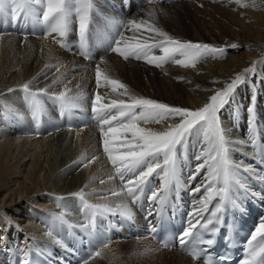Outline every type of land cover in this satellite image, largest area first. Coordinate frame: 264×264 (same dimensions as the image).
I'll return each instance as SVG.
<instances>
[{"label": "bare ground", "instance_id": "bare-ground-1", "mask_svg": "<svg viewBox=\"0 0 264 264\" xmlns=\"http://www.w3.org/2000/svg\"><path fill=\"white\" fill-rule=\"evenodd\" d=\"M96 2L99 5L101 0ZM132 20L143 23L139 29L128 27L122 35L121 47L154 36L155 33L148 28L152 25L182 42L209 44L223 51L201 58L195 66L169 61L159 67L146 60H125L115 53L100 64H88L45 38L34 37L30 24L25 26L20 22L26 36L18 29L0 35V107L5 104L8 110H15L17 119L27 126L24 121L27 117L20 103L32 98L30 93H37L40 110L33 109L35 127L40 119H44L45 129L37 132L51 133L40 138L13 136L7 133L0 108V259H5L11 249L25 257L30 247L39 246V253L54 254L57 227L76 229L86 240L81 248L90 250L92 238L88 219L100 213L93 214L88 205H107L113 209L109 212L111 214L121 212V206L126 205L131 215L134 214L124 183L118 180L120 175L116 177L115 166L104 151L100 126L74 132L59 130L52 107L45 109L43 106L45 102L54 103L55 95H67L73 98L72 101L87 100L82 104L72 102L75 108L91 105L99 92L103 104H110L114 99L130 102L132 97H142L170 107L196 111L210 102L216 91L223 90L243 74V82L238 84L229 103L218 115L228 139L233 176L247 184L248 176L262 178L256 162H261L264 151L259 153V146L250 147L247 136L258 127L264 137V0H182L152 4L128 16L127 22ZM153 54L163 55L159 49ZM97 67L102 74L99 87L96 83ZM249 69L254 71L248 72ZM258 74L262 80L256 76ZM105 77L124 84L127 93L122 88L113 91ZM254 82H257V95L252 87L249 88ZM25 84L29 85L27 91ZM6 114L9 115L7 110ZM181 122L180 117H174L163 123H141L140 127L161 132ZM244 127L248 128L247 131ZM128 138H131L130 134ZM205 146L202 135H192L186 144L178 145L176 172L184 173L182 165L188 162L195 171L203 163L196 157ZM207 174V167L198 174L195 172L199 186L204 190L209 184L205 179ZM197 186H194L193 194H196ZM80 192L83 199L76 195ZM34 210L43 218L46 230L41 222L29 217ZM135 240L114 241L99 248L96 250L99 255H91L87 264H116L122 252L134 244L139 248L135 252L137 258L144 259L143 248L152 249V244L150 240ZM153 251L147 255L152 264H201L179 251L156 248ZM52 261L55 264L56 260ZM84 262L72 259L69 264Z\"/></svg>", "mask_w": 264, "mask_h": 264}, {"label": "snow or ice", "instance_id": "snow-or-ice-1", "mask_svg": "<svg viewBox=\"0 0 264 264\" xmlns=\"http://www.w3.org/2000/svg\"><path fill=\"white\" fill-rule=\"evenodd\" d=\"M36 6H39V9ZM91 10V0H0V17L9 18L13 24L22 22L25 26L29 21L33 25L39 23L47 34L57 33L60 37L67 36L75 17L76 22H78L82 46L86 44ZM142 23L132 20L123 27L139 29ZM148 28L149 31L155 33L154 36L143 41L137 39L135 43L121 47V40L124 39L121 35L120 40L114 41L116 46L111 47L110 50L119 53L125 60L134 57L159 67L169 61L184 66H195L201 58L215 56L216 53L223 51L209 44L182 42L152 25H149ZM156 49H159L163 55H154L153 52ZM178 57H182V59ZM252 71L254 69L248 70V72ZM101 75L100 68L97 67L96 83L98 87L101 85ZM105 81L111 85L113 91L118 88L124 89L125 93L128 91L126 86L117 80H107L105 77ZM241 82H243V74L237 76L223 90L216 91L210 97V102L196 111L170 107L168 104L142 97H132L130 102L114 99L110 104H103L99 92L95 94L92 101V118L100 126L103 133L104 151L108 154L121 180L124 181L125 177H128L124 185L126 195L139 202L149 184V178L153 174L161 177L163 195H158L154 190L149 198L150 202L159 205L157 215L161 218L169 188L176 178L177 146L186 144L192 135L203 136L206 146L196 157L198 161L203 160V163L197 166L195 172L198 174L207 167L208 174L205 177L209 181L206 186L207 195L203 199L195 201V205L198 207H194L193 213L189 214L186 227L177 237L182 247L189 240L193 241L194 244L206 243L209 246L214 243L213 239L207 241L200 239L201 232L197 230V225L200 226V229L214 231L208 229V225L213 223L211 218L203 224L200 221L204 218V213L208 211V205L215 196H226L229 184L233 179L228 139L225 135V129L221 127L218 114L229 103L232 94ZM24 89L27 91L29 85L25 84ZM30 95L35 110L39 111V101L36 99L38 94L30 93ZM72 99L67 95L58 97L62 108L73 106ZM174 117H180L182 122L169 126L165 131L156 132L149 128L140 127L141 123H163ZM129 134L130 139L128 138ZM190 179L194 180L195 176L190 177ZM217 184H221V186L216 187ZM200 191V186L194 190L195 193ZM76 195L83 199L82 192ZM260 198L264 199V195ZM88 207L93 210V214L96 212L100 214L113 212V209L107 205H88ZM219 211L220 209H217L211 213V216L216 217L217 221ZM121 214L128 219L132 218L126 205L121 206ZM148 214L152 215V210H149ZM151 230L156 232V226H152ZM253 242L257 243L254 245ZM190 254L198 259L201 253L200 250L193 247ZM95 255H99V253L97 252ZM247 255L249 258L244 260L243 264H264V219L260 220L259 225L251 234L247 244ZM20 264H30L27 255ZM84 264H87V260Z\"/></svg>", "mask_w": 264, "mask_h": 264}, {"label": "rangeland", "instance_id": "rangeland-1", "mask_svg": "<svg viewBox=\"0 0 264 264\" xmlns=\"http://www.w3.org/2000/svg\"><path fill=\"white\" fill-rule=\"evenodd\" d=\"M187 31V30H186ZM115 53V54H114ZM113 54L114 55H116V56H119V53H117V52H114ZM118 54V55H117ZM224 59H226V57L224 58ZM256 74V73H255ZM257 77H260V80H262V77H261V75L260 74H258V75H256ZM257 82H254V83H252L250 86H249V88H251L253 91L255 90L256 91V93H255V91H254V95H257L258 94V88H257V84H256ZM255 84V85H254ZM254 87V88H253ZM257 88V89H256ZM252 90H250L251 92H252ZM261 96H263V92H262V95ZM256 98V97H255ZM86 106V105H85ZM89 106V105H88ZM245 119H247V117L245 116ZM263 121H264V113H263ZM40 215V214H39ZM135 241H137L138 242V240H135ZM150 243H151V241H150ZM152 244V243H151ZM139 247H141V245L139 246ZM127 248V246H125V249ZM129 248V247H128ZM151 248L153 249V250H155V248H154V245L152 244L151 245ZM134 249V250H133ZM139 248H137L136 247V244H134V246H132V245H130V248L127 250V251H123L122 252V255H121V257H120V261L119 262H116V264H144V263H147V264H152V262L153 261H151L150 260V257L148 256L147 257V255H149L150 253H154V251L152 250V249H149V247H145V248H143V251H142V257H144V259L143 258H137L138 256H137V254L135 253L136 252V250L137 251H139L138 250ZM149 250V251H148ZM155 254H156V256L158 255V252H156L155 251Z\"/></svg>", "mask_w": 264, "mask_h": 264}]
</instances>
